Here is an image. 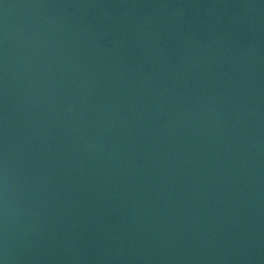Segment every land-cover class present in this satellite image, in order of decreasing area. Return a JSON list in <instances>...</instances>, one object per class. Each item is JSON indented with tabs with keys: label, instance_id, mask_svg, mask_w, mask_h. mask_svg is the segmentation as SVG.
Segmentation results:
<instances>
[{
	"label": "water",
	"instance_id": "95a60500",
	"mask_svg": "<svg viewBox=\"0 0 264 264\" xmlns=\"http://www.w3.org/2000/svg\"><path fill=\"white\" fill-rule=\"evenodd\" d=\"M0 264H264V0H0Z\"/></svg>",
	"mask_w": 264,
	"mask_h": 264
}]
</instances>
